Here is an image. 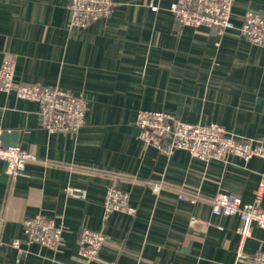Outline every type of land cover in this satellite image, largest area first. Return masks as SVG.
I'll use <instances>...</instances> for the list:
<instances>
[{
	"label": "crops",
	"instance_id": "crops-1",
	"mask_svg": "<svg viewBox=\"0 0 264 264\" xmlns=\"http://www.w3.org/2000/svg\"><path fill=\"white\" fill-rule=\"evenodd\" d=\"M69 1L0 0V65L9 57L16 83L86 101L76 133L49 132L35 101L0 91L1 144L36 156L16 177L0 160V264H251L236 260L238 216L212 214L211 201L219 192L254 201L264 159L204 161L183 149L168 155L137 137L135 120L139 110L164 111L264 138V47L238 29L264 0H235V27L222 35L177 24L174 0H155L157 11L147 0H113L109 17L70 31ZM110 185L128 193L134 214L104 215ZM68 187L84 189L85 198L70 197ZM258 204L264 207V189ZM38 213L66 229L59 248L25 242L22 222ZM83 227L105 235L97 260L78 255ZM263 248L264 230L253 225L244 251Z\"/></svg>",
	"mask_w": 264,
	"mask_h": 264
},
{
	"label": "built area",
	"instance_id": "built-area-1",
	"mask_svg": "<svg viewBox=\"0 0 264 264\" xmlns=\"http://www.w3.org/2000/svg\"><path fill=\"white\" fill-rule=\"evenodd\" d=\"M235 0H174L170 12L175 22L181 26L205 27L209 31L222 35L235 27L231 20L232 6ZM148 7L157 11L155 0H147ZM114 7L113 0H70L68 4L70 31L84 29L100 19L110 16ZM240 33L251 43L264 47V8L260 11L247 10ZM14 61L5 57L0 65V91L13 92L17 98L35 101L41 126L49 132L76 133L85 122L86 101L81 95L56 87L40 84L16 83ZM135 125L137 137L159 152L171 155L177 149L186 150L191 156L204 161H225L229 156L243 160L253 157L264 159V138H247L230 134L218 123L191 124L176 119L164 111L139 110ZM35 154L23 151L17 145H2L0 142V160L7 165L8 173L16 177L25 165L35 160ZM158 185L153 186L157 191ZM264 189V180L260 182L255 199L245 202L237 194L217 193L211 201V212L216 216L236 215L240 220L237 233L240 236L236 260L249 258L251 264H264V248L249 255L244 251V243L250 229L256 225L264 230V207L258 202ZM70 197L83 199L84 189L68 187ZM185 200L184 194H179ZM104 215L114 211L134 214L136 208L129 203L128 193L114 186H107L103 200ZM2 218L0 217V243ZM64 226L42 213L26 218L22 222L25 242L37 243L50 249H57L62 243ZM105 241L101 232L83 227L78 232V255L86 261L97 260ZM12 246L21 251L18 239Z\"/></svg>",
	"mask_w": 264,
	"mask_h": 264
},
{
	"label": "water",
	"instance_id": "water-1",
	"mask_svg": "<svg viewBox=\"0 0 264 264\" xmlns=\"http://www.w3.org/2000/svg\"><path fill=\"white\" fill-rule=\"evenodd\" d=\"M15 136H16V132H14V133H12L11 135H10V137H12L13 139H15ZM1 139H3V141H6V138H7V132L6 131H3L2 133H1ZM15 141V140H14ZM5 143V142H4ZM14 143V142H13Z\"/></svg>",
	"mask_w": 264,
	"mask_h": 264
}]
</instances>
